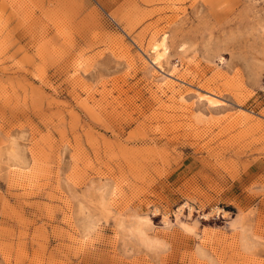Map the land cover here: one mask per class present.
Masks as SVG:
<instances>
[{"label":"rangeland","instance_id":"rangeland-1","mask_svg":"<svg viewBox=\"0 0 264 264\" xmlns=\"http://www.w3.org/2000/svg\"><path fill=\"white\" fill-rule=\"evenodd\" d=\"M0 264H264V0H0Z\"/></svg>","mask_w":264,"mask_h":264},{"label":"bare ground","instance_id":"bare-ground-1","mask_svg":"<svg viewBox=\"0 0 264 264\" xmlns=\"http://www.w3.org/2000/svg\"><path fill=\"white\" fill-rule=\"evenodd\" d=\"M154 48V50H155V52H156V54L158 53L157 51H158V47L157 46H154L153 47ZM208 97V96H207ZM210 98V97H209ZM212 99V98H211ZM214 101V100H213ZM216 101V100H215Z\"/></svg>","mask_w":264,"mask_h":264}]
</instances>
